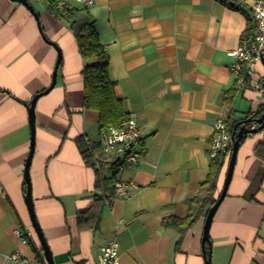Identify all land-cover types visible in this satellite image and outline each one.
I'll list each match as a JSON object with an SVG mask.
<instances>
[{
    "label": "crops",
    "instance_id": "1",
    "mask_svg": "<svg viewBox=\"0 0 264 264\" xmlns=\"http://www.w3.org/2000/svg\"><path fill=\"white\" fill-rule=\"evenodd\" d=\"M28 1L38 20L20 3L0 0V264L13 253L47 264L24 202V171L31 145L28 108L49 89L58 54L56 83L35 104L29 165L35 219L53 263L97 264L101 248L115 239L118 264H205L204 215L181 239L161 222L185 217L206 181L214 123L221 117L238 123L264 106L259 88H239L230 70L241 40L255 31L254 21L248 33L247 18L230 6L251 17L255 0H230V6L216 0H93L86 10L108 55L109 79L142 132L135 146L142 160L134 169L116 173L101 151L96 154L110 180L105 191L95 188V171L76 145L81 138L101 142L99 114L83 108L76 41L41 0ZM257 71L264 74L262 63ZM229 95L230 106L224 101ZM259 143L264 145V135H248L237 150L209 228L210 264H264V160L254 153ZM117 180L131 185L125 195L116 192ZM87 210L99 218L96 230L77 225Z\"/></svg>",
    "mask_w": 264,
    "mask_h": 264
},
{
    "label": "trees",
    "instance_id": "2",
    "mask_svg": "<svg viewBox=\"0 0 264 264\" xmlns=\"http://www.w3.org/2000/svg\"><path fill=\"white\" fill-rule=\"evenodd\" d=\"M41 1L45 4V8L49 14L67 26L76 41L79 55L83 61V108L85 110L95 111L99 114L98 127L100 131L110 127H122L129 120L130 115L125 110L123 99L115 94V83L109 79L108 75V55L99 41L93 19L88 11L74 5L70 7L58 6L56 0ZM216 1L226 5H233L229 2L230 0ZM230 7L245 15L248 22L247 32L250 33L253 29L252 23L254 21L252 15L250 17L246 10L240 8L236 4ZM247 84L248 78L245 77V85ZM231 100V95L224 99L225 103L229 106ZM232 112L231 110V113ZM262 114H264V106L259 108L257 112L248 114L244 120L250 117L253 119L258 118ZM225 125L231 135L233 131L237 132L240 128L237 122H232L230 124V122L228 123L227 120H225ZM228 126L231 127L229 128ZM247 126H249V124ZM242 141H240V143ZM76 145L85 164L92 167L95 171V188L105 191L106 187H109L110 180L102 176L103 167L106 165L102 163V159H100L102 156L96 157V154L101 151V146L91 144L82 138L76 140ZM254 153L261 160H264V145L259 143ZM229 156L230 154L228 156L216 155L214 158H211L208 177L206 181L201 184L199 193L189 201L187 215L183 218L175 216L164 217L161 222L164 229L176 231L179 233L181 239L182 235L191 228L200 216H206L208 209L214 205L217 200L214 198L217 178L225 160H229ZM259 180L264 181V172L260 174ZM93 198L96 199L98 197L94 195ZM98 222L99 218L91 210L79 213L77 216V225L79 228H91L96 230ZM178 245L179 241L176 243V246Z\"/></svg>",
    "mask_w": 264,
    "mask_h": 264
},
{
    "label": "built area",
    "instance_id": "3",
    "mask_svg": "<svg viewBox=\"0 0 264 264\" xmlns=\"http://www.w3.org/2000/svg\"><path fill=\"white\" fill-rule=\"evenodd\" d=\"M61 7L80 6L87 9L93 5V0H56ZM251 15L255 23V31L248 39L241 40L239 46L234 51L236 63L230 70L236 78V85L240 88L245 85V77L248 84L256 86L264 95V74L257 71V65L261 64L264 58V0H255L251 6ZM258 127L252 121L248 128L250 130ZM142 135L141 129L132 118L120 128H107L101 131V152L105 160L112 164L116 173L125 169H134L141 163L142 155L135 149L136 144ZM264 135V129L257 134ZM231 134L226 128L225 121L219 118L211 129V139L209 142V155L214 158L216 155L228 156L232 149ZM131 185L117 180L114 188L119 195H125ZM21 236V232H16ZM119 245L112 239L104 245L96 257L97 264H118ZM31 264L20 257L18 253L5 255L3 264Z\"/></svg>",
    "mask_w": 264,
    "mask_h": 264
},
{
    "label": "water",
    "instance_id": "4",
    "mask_svg": "<svg viewBox=\"0 0 264 264\" xmlns=\"http://www.w3.org/2000/svg\"><path fill=\"white\" fill-rule=\"evenodd\" d=\"M11 1L18 2L21 5H23L35 17V19L38 20V15L34 11L33 6L29 3L28 0H11ZM231 4H233V3H231ZM60 62H61V56H60V54H58V59H57L56 65H55V69H54V73L52 76V81H51V85H50L49 89L43 91L42 93L35 95L33 97V99L31 100L29 108H28L29 123H30V128H31V145H30L29 155L26 159L25 171H24V181L26 183L24 202L26 204V207H27V210L29 213V217H30V220L32 223V227H33L34 231L36 232V235L39 239L40 247H41V250L43 252V256H44L47 264H54V263H53L50 251L47 248V245L43 239V236L41 234V231H40L39 226L37 224V221L35 219V214H34V209H33V204H32V199H31V187H30V182H29V165L31 162V158H32V154H33V147H34V117H35L34 110H35V104H36V101L38 100L39 97H41L42 95L47 93L51 88L54 87V85L56 83L57 69L60 65ZM261 63L264 67V58L262 59ZM252 121H255L258 124V127L250 130L247 125L250 124ZM237 124L240 125V128L237 132L233 131V133L231 135L233 143H232V149H231V153L229 156L228 166H227L222 190H221L220 195L217 198L216 202L214 203V205H212L208 209L206 216H205L203 233H202V241H201L202 253H203V256L205 259V264H210V261H211V245H210V241H209V228L211 226L213 216H214L217 208L219 207L221 201L225 197L227 188H228L229 183L231 181L233 169H234V165H235V158H236L237 150L240 146V141L245 140L248 135L257 134L264 129V114L260 115L258 118H254V119L252 117H250L244 121L238 122ZM206 246H207V249H206Z\"/></svg>",
    "mask_w": 264,
    "mask_h": 264
}]
</instances>
